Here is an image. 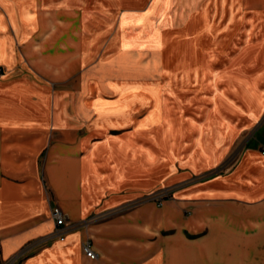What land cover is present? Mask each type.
<instances>
[{
  "label": "crops",
  "instance_id": "0c3cea01",
  "mask_svg": "<svg viewBox=\"0 0 264 264\" xmlns=\"http://www.w3.org/2000/svg\"><path fill=\"white\" fill-rule=\"evenodd\" d=\"M175 1L181 9L188 2ZM74 3L0 0V264H264V157L255 147L264 132L228 176L189 185L160 206L142 197L168 176L149 183L157 154L137 142H148V123H165L161 88L117 75L105 89L98 77L85 84L90 29L118 30L111 42L120 50L161 46L148 14L170 0H99L92 11ZM73 63L82 71L74 77ZM210 127L187 157L195 170L213 171L225 152L218 145L235 132ZM56 207L67 216L62 228Z\"/></svg>",
  "mask_w": 264,
  "mask_h": 264
},
{
  "label": "rangeland",
  "instance_id": "374dc122",
  "mask_svg": "<svg viewBox=\"0 0 264 264\" xmlns=\"http://www.w3.org/2000/svg\"><path fill=\"white\" fill-rule=\"evenodd\" d=\"M80 1L74 0V11L81 10ZM82 1L88 11L101 6L99 0ZM176 2L170 0L164 11L148 14L161 32V46L148 47L139 41L134 45L136 49L120 50L111 42L119 37L118 30L111 27L89 31L92 37L88 39V50L92 56L85 67V84L88 81L90 87L98 77L105 89L113 76L130 77L147 81L148 87L159 85L165 97V123H148V142L141 141L144 135H139L137 142L157 154L148 165L149 183L168 176L165 185L152 187L142 197L150 201L162 194L164 202L189 185L218 175L228 176L250 141L264 132V0H188L183 9L176 8ZM61 12L57 14L58 23L64 16ZM74 32L83 37L80 31ZM77 66L72 64L70 75L82 73ZM76 80L79 82L80 76ZM106 90L111 101L118 98ZM96 95L89 94V101ZM146 111L137 115L142 117ZM210 123L217 135H225L230 127L235 132L229 140L219 142L218 148L225 152L211 167L213 171L195 170L187 157L202 129L204 134L208 132ZM256 145L263 158L264 139H258ZM162 151L169 159L160 157ZM175 154L178 158L173 159L170 155ZM194 156L190 158L194 160ZM172 167L175 172H171ZM179 178L182 180L177 182Z\"/></svg>",
  "mask_w": 264,
  "mask_h": 264
},
{
  "label": "built area",
  "instance_id": "2783aa9c",
  "mask_svg": "<svg viewBox=\"0 0 264 264\" xmlns=\"http://www.w3.org/2000/svg\"><path fill=\"white\" fill-rule=\"evenodd\" d=\"M1 71V68H0ZM264 153V150H263ZM164 196V195H163ZM162 194L161 195H157L156 197H154L153 199H157L155 201H157L158 205H162L163 204V198ZM52 216L53 219L56 223L57 228H62L66 225L67 223V216L66 214L63 212V210L60 207H56L53 209L52 212ZM83 251L85 253V255L89 258V259H96L97 258V254L96 252L92 249L91 243L90 242H86L83 245Z\"/></svg>",
  "mask_w": 264,
  "mask_h": 264
}]
</instances>
